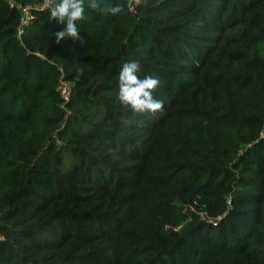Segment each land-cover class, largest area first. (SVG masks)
<instances>
[{
  "label": "trees",
  "instance_id": "trees-1",
  "mask_svg": "<svg viewBox=\"0 0 264 264\" xmlns=\"http://www.w3.org/2000/svg\"><path fill=\"white\" fill-rule=\"evenodd\" d=\"M42 1L0 0V264H264V0H106L59 44L47 9L19 35Z\"/></svg>",
  "mask_w": 264,
  "mask_h": 264
},
{
  "label": "clouds",
  "instance_id": "clouds-1",
  "mask_svg": "<svg viewBox=\"0 0 264 264\" xmlns=\"http://www.w3.org/2000/svg\"><path fill=\"white\" fill-rule=\"evenodd\" d=\"M129 7L147 5V0H126ZM45 8L50 13V20L63 25V30L55 33L56 43L59 44L66 37L78 41L80 37L79 23L85 20L86 8L89 12L118 16L124 6L106 3V0H47ZM138 61L128 60L120 68L118 75V101L124 109L133 114H147L155 117L162 111L163 102L153 98V92L159 85V80L152 76L140 78Z\"/></svg>",
  "mask_w": 264,
  "mask_h": 264
},
{
  "label": "built area",
  "instance_id": "built-area-1",
  "mask_svg": "<svg viewBox=\"0 0 264 264\" xmlns=\"http://www.w3.org/2000/svg\"><path fill=\"white\" fill-rule=\"evenodd\" d=\"M47 3V0H43L41 4L38 5H18V9L21 12L22 18H21V24L19 29V35L22 33V30L24 27L28 26L31 21L33 20V11L37 10H43L45 8V4ZM13 3H10V6H12ZM58 90L61 94V96L64 98V100H68V84L65 82H61L59 84Z\"/></svg>",
  "mask_w": 264,
  "mask_h": 264
}]
</instances>
